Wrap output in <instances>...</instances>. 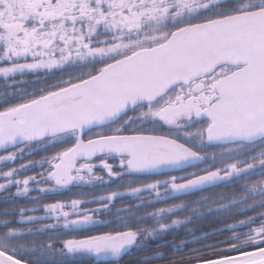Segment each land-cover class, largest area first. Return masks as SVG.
<instances>
[{
  "label": "snow or ice",
  "instance_id": "1",
  "mask_svg": "<svg viewBox=\"0 0 264 264\" xmlns=\"http://www.w3.org/2000/svg\"><path fill=\"white\" fill-rule=\"evenodd\" d=\"M0 64V76L14 83L17 75L76 69L67 79L11 94L17 103L0 99V149L8 152L0 160L15 164L39 148L72 142L50 158L0 173V191L16 189L6 203L38 200L32 191L168 172L182 174L131 187L129 195L154 194L135 209L238 185L208 211L224 214L217 217L222 223L244 217L176 244L174 230L202 218L199 207L171 204L143 215L126 209L103 233L89 229L112 223L96 217L109 214L123 193L47 203L44 216L25 215L38 207L20 208L18 221L0 222V264H49L43 257L59 238L39 237L61 229L86 233L60 248L93 264H119L133 248L147 253L150 241L171 244L172 254H146L142 264H264V0H0ZM34 167L41 171L21 178ZM46 219L53 223L36 231L17 227ZM224 231L231 235L201 243ZM169 233L172 241L164 239ZM188 244L199 246L185 251Z\"/></svg>",
  "mask_w": 264,
  "mask_h": 264
},
{
  "label": "trees",
  "instance_id": "2",
  "mask_svg": "<svg viewBox=\"0 0 264 264\" xmlns=\"http://www.w3.org/2000/svg\"><path fill=\"white\" fill-rule=\"evenodd\" d=\"M0 66H5L3 64H0ZM97 67H100V65H97ZM76 71V69L73 68H65L63 71L54 70L51 73H39L38 75H34L32 73L26 74L24 76L17 75L14 77L13 80H7L6 78L0 76V99L4 97H8L10 100V103H17L19 101H15L11 99V94L16 93L18 90H25V91H32L33 89H38L41 86L45 84H51L56 82L57 79L63 77L64 79L68 78V75ZM129 116L134 115V113L130 112L128 114ZM194 130V129H193ZM161 132H166L165 128L160 129ZM72 142L65 141V142H56L52 146H48L46 148H39L35 151H33L30 155H25L23 159H18L15 164H12L11 162L0 160V173L9 171L11 167H19L21 164H27L30 161H39L43 160L45 158H50L52 155H55L60 150L71 146ZM33 148H36L35 145H33ZM8 151H13L12 149ZM27 152V149H26ZM7 151H0V155H7ZM99 163V161H96ZM108 163L113 164L114 166L117 165V161L113 159H109ZM47 167V165H45ZM203 167V165L201 166ZM114 170L116 172L121 171L118 166L114 167ZM41 171L39 167H34L29 169L26 172L22 173V177H27L34 175L36 172ZM97 174L104 175L105 180H108L106 172L102 168H96L95 169ZM181 173H176L175 175H180ZM170 175L173 174H164V175H156V174H150V175H137L135 177H129L127 175L123 177H116L111 179L107 183H94L92 185L84 184V185H70L66 189H60L56 192H48V193H39L36 191L30 192V197H38V200H32L30 198L25 197H19L15 198V202H5L6 197H11L13 193H15L16 189L15 187L10 188L7 192L0 191V222L8 219L13 220H19V209L20 208H34L38 207L40 210L36 212H26L25 215H35V216H44L45 213L43 211V205L47 203H70L73 199H81V200H92V199H99L102 196L109 195L111 191H117L120 193H123L124 195L117 197L112 204L111 211L109 214H105L102 217H96L97 219H104V220H110L112 223L108 224L106 227H98L94 229H89L92 233H103L106 231H110L112 227L116 226L118 223L117 217L126 216V209L131 211H137L138 214L143 215L145 212H152L157 207L162 206H168L171 204H187L192 208H200V211L204 214L202 218H195L193 217V222L183 225L180 228L175 229V243L180 244L182 240H190L192 235H201L203 232H212L217 228L224 227L225 224L230 223H236L239 219H243L244 217L238 216L235 220H228L224 219L223 223L221 222V219H218L217 217H224V214L222 213H209V208H215L216 204L213 202L217 199V197L220 194H224L228 196L230 199V193L232 192L233 188H238V185H233L232 187H228L225 185H217L211 188H208L203 191L192 193L188 196H177L170 199L166 204H155V205H148L145 208L141 209H135V205L140 204L141 201H149L154 199V194L149 191H143L141 193H137L134 195H129L131 187H140L142 183L146 182H155L156 179H167ZM136 181L134 183H129L130 181ZM5 181L3 179H0V183H4ZM44 187H50V185H44ZM201 197H207L208 198V205L206 207L201 206ZM82 207L87 209H93L99 207V204L97 203H86L82 205ZM69 210V209H66ZM5 211H15V216H4L2 215ZM253 213H249V215H252ZM75 218V217H72ZM173 218H179L183 219L184 216L181 214L179 217H173ZM53 223L52 220L46 219L42 220L39 223L34 224H17V227L20 229H28L31 228L33 231H36L37 229L42 228L44 225ZM148 225H141V227H146ZM191 230V231H189ZM237 232L239 231H246V229H236ZM86 233L82 232H73L71 230H58L56 232H45L43 233L39 239H42L44 241H48L49 237L52 238V240H57L59 238V241L56 243L55 251L52 253H46L44 255V259L49 262V264H93V261L88 258H83L80 256L76 257H69L66 253H63L60 248V242L70 239V238H78L81 235H85ZM229 235H231V232L224 231L218 235L210 237L208 241H202L201 243H208L212 240H222L226 239ZM165 240L172 241L173 240V234L169 233L164 237ZM153 244V247L146 253L144 251H139L135 248H133L130 251V254L124 255L122 259L119 260V264H142V257L146 254H152L155 252H163L168 255L172 254V245L169 244L166 247L163 248H157L155 247V244L157 241H150ZM198 244H188L185 248V251H188L189 249L193 247H198ZM31 243L26 245L27 248H31ZM204 255H208L209 253H203ZM235 254V253H233ZM36 255H39L37 252ZM179 260V257L176 258ZM185 260L190 259V257L185 256ZM27 262V259L24 260ZM153 264H171L170 261L164 260V261H154Z\"/></svg>",
  "mask_w": 264,
  "mask_h": 264
},
{
  "label": "flooded vegetation",
  "instance_id": "3",
  "mask_svg": "<svg viewBox=\"0 0 264 264\" xmlns=\"http://www.w3.org/2000/svg\"><path fill=\"white\" fill-rule=\"evenodd\" d=\"M130 113V112H129ZM128 113V114H129ZM166 129V128H165ZM168 131V129H166V132ZM220 149L218 148V147H216V146H211V147H209V149H208V151H219ZM202 166V165H201ZM194 169H188L187 171H193ZM155 174V173H154ZM160 174H176V173H168V172H164V173H160ZM182 174V173H181Z\"/></svg>",
  "mask_w": 264,
  "mask_h": 264
},
{
  "label": "water",
  "instance_id": "4",
  "mask_svg": "<svg viewBox=\"0 0 264 264\" xmlns=\"http://www.w3.org/2000/svg\"><path fill=\"white\" fill-rule=\"evenodd\" d=\"M0 151H5V150L4 149H0ZM161 173H164V172H161ZM22 264H28V262L22 261Z\"/></svg>",
  "mask_w": 264,
  "mask_h": 264
}]
</instances>
